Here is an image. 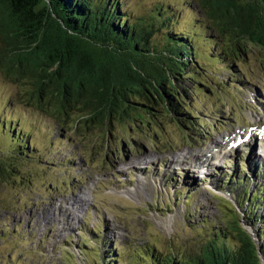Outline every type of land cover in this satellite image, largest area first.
I'll list each match as a JSON object with an SVG mask.
<instances>
[{"label": "rangeland", "instance_id": "374dc122", "mask_svg": "<svg viewBox=\"0 0 264 264\" xmlns=\"http://www.w3.org/2000/svg\"><path fill=\"white\" fill-rule=\"evenodd\" d=\"M148 1L155 0L141 3ZM202 1L194 6L200 16L211 17ZM227 2L228 12H237ZM235 3L247 14L253 0ZM182 17L190 18V13ZM228 23L229 29L226 22L219 24L220 43L238 63V73L229 77L218 71L209 83L215 94L210 90L206 96H193L197 120L209 122L198 124L202 132L195 143L184 140L186 131L165 114L153 119L145 111L136 112L131 120L116 119L107 128L94 126L82 106L70 109L67 115L60 111V117L54 112L40 115L32 110L31 101L24 100L27 97L21 98L28 94L30 100L35 98L31 92L38 80L30 74L12 79L7 73L13 68L10 62H0V120L17 119L16 126L31 134L34 155H39L36 164L19 165L23 173L10 172L0 180V264H66L64 257H70L65 251L71 252L75 263L90 264V256L94 259L100 254L98 248L101 253L116 252L115 260L120 261L122 248L129 243L165 250L177 249L178 244L183 248L192 242L189 222L206 218L216 222V228L224 227L219 198L227 195L232 202L234 196L227 194L225 182L241 171L244 159L252 157V163L260 165L257 179H251L264 186V161L255 158L264 152L257 146L261 137L246 133L260 125L264 132V46L252 38H237L236 26ZM2 49L0 37V53ZM12 73L17 75L16 70ZM115 105L126 108L124 102L123 107ZM144 123L155 128L148 137L145 134L150 129ZM61 126L72 132L67 135ZM123 134L129 135L127 142ZM221 184L226 188H220ZM82 194L89 203L76 210L73 203ZM189 194L192 197L187 201ZM237 206L241 222L249 225L244 210ZM85 235L88 238H82ZM69 241L72 245L65 244ZM81 250L85 255H80Z\"/></svg>", "mask_w": 264, "mask_h": 264}, {"label": "trees", "instance_id": "16d2710c", "mask_svg": "<svg viewBox=\"0 0 264 264\" xmlns=\"http://www.w3.org/2000/svg\"><path fill=\"white\" fill-rule=\"evenodd\" d=\"M203 1L211 17L200 16L194 6L197 0H155L149 4H142L141 0H49L48 5L42 0H0V62H10L15 68L7 72L12 79L30 74L38 80V87L31 92L35 98L30 100V94L21 98L27 97L24 100L31 101L32 110L40 115L54 112L60 117V111L67 115L70 109L82 106L94 126L107 128L116 119L131 120L136 112L145 111L153 119L165 114L186 131L184 140L195 143L202 132L198 124L209 122L197 120L194 97L206 96L210 90L215 94L209 83L218 71L229 77L238 73V63L220 43L219 24L226 22L229 29L228 22H233L237 38H252L264 46V0H253L247 14L235 0H230L235 13L228 12L227 0ZM187 12L190 18L184 20L189 22L182 17ZM15 70L17 75L12 73ZM123 102L125 109L115 105L123 107ZM132 121L137 122L134 118ZM17 123L13 117L10 121L0 120V180L10 172L23 173L19 165L36 164L39 156L34 155L31 134ZM77 125L76 122L74 126ZM147 126L150 131L144 133L146 137L155 130L154 125L143 124L145 129ZM63 131L67 135L72 132L66 127ZM122 136L126 142L130 139L128 134ZM229 181L225 182L226 192L236 198L255 234L264 240V186L242 171L230 175ZM219 187L226 188L223 184ZM191 197L189 194L186 200ZM185 205L190 206L189 202ZM215 223L206 218L189 222L192 242L183 248L178 244L177 249L165 250L129 243L122 248L120 261L115 260L116 252L101 253L98 248L100 254L94 259L90 256L89 262L259 264L245 237L230 229L216 228ZM103 240L108 246L107 239ZM65 244L72 245L70 241ZM80 252L85 255L83 250ZM65 254L70 257H64L66 264H77L71 252Z\"/></svg>", "mask_w": 264, "mask_h": 264}, {"label": "water", "instance_id": "95a60500", "mask_svg": "<svg viewBox=\"0 0 264 264\" xmlns=\"http://www.w3.org/2000/svg\"><path fill=\"white\" fill-rule=\"evenodd\" d=\"M42 2L45 3L46 5L49 4V0H42ZM52 18L57 23H59L58 19L54 15V13H52ZM227 197L228 196L226 195V197L224 196V198H219V202H220L219 205H220V208L223 210L222 218L225 221L223 228L227 229V230L228 229L232 230L234 233L240 235L241 238L245 237L246 238V240L244 238L245 242L248 243V245L251 244V247L254 250L253 255H254L255 259L258 261L259 264H264V252H263L264 240L259 239V236H257L255 234V231L252 229L250 224L246 225L243 222H241V220L239 218V214L236 212V210L234 208L235 206H237V203L234 200H232V202H233L232 203L229 200V198H227ZM237 208H238V206H237ZM238 238H239L240 242L242 243L241 238L240 237H238Z\"/></svg>", "mask_w": 264, "mask_h": 264}, {"label": "bare ground", "instance_id": "6f19581e", "mask_svg": "<svg viewBox=\"0 0 264 264\" xmlns=\"http://www.w3.org/2000/svg\"><path fill=\"white\" fill-rule=\"evenodd\" d=\"M5 113V112H4ZM262 130H263V127H262V125H260L258 128H257V130H254V129H250L249 131H246V133H248V132H250V133H252L255 137L256 136H258L259 134H260V141L259 142H263L264 141V135H263V133H261L262 132ZM237 136V135H236ZM245 142H243V143H241V145H243ZM254 149H256V148H254ZM256 150H258V149H256ZM259 151L260 152H262V151H264V149L262 148V149H259ZM250 152H253V155H256V152H254V150H251ZM249 152V153H250ZM255 158L256 159H258V160H260L262 163H263V161H264V152H262L261 153V155H256L255 156ZM254 159V158H253ZM255 167L256 168V170L254 171L253 169H252V167ZM241 167V171L243 172V173H245V171L247 172V174L248 175H246V176H249L250 178H252L253 176H255V179H257L256 177V175H259V171H258V169L260 168V165L259 164H256V163H252V157H248V159H246V161H245V159L242 161V165L240 166ZM210 178H213V177H210ZM254 179V178H253ZM258 181V180H257ZM167 189H168V187H167ZM83 196H81L80 197V200L79 201H75L74 203H73V208L74 209H76V210H80L81 209V207L82 206H85L86 205V203H87V201H88V203H89V200H87L85 197H87L86 195H84V194H82ZM77 199V198H76ZM233 200L234 201H236V199H234L233 198ZM70 203V202H69ZM67 213H69V217L70 218H73V219H75V216H74V213L73 212H70L69 210H67L66 211ZM69 220H71V219H69ZM61 223V222H60ZM62 224V223H61Z\"/></svg>", "mask_w": 264, "mask_h": 264}]
</instances>
